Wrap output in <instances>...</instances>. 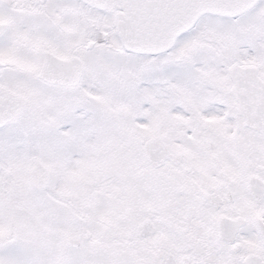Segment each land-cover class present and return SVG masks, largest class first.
Instances as JSON below:
<instances>
[{"label":"snow or ice","instance_id":"snow-or-ice-1","mask_svg":"<svg viewBox=\"0 0 264 264\" xmlns=\"http://www.w3.org/2000/svg\"><path fill=\"white\" fill-rule=\"evenodd\" d=\"M0 264H264V0H0Z\"/></svg>","mask_w":264,"mask_h":264}]
</instances>
